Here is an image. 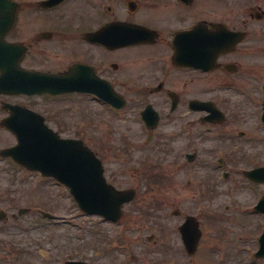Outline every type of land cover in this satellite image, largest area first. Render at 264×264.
<instances>
[{"label":"rangeland","instance_id":"rangeland-1","mask_svg":"<svg viewBox=\"0 0 264 264\" xmlns=\"http://www.w3.org/2000/svg\"><path fill=\"white\" fill-rule=\"evenodd\" d=\"M261 41L262 47L264 36ZM247 57L257 61L254 68L250 63L249 70L262 86L264 50ZM213 94L217 107L226 112V120L209 133L210 127L198 120L191 145L183 136L170 145L166 140L161 145H145V132L137 118L139 108L134 98L126 117L108 114L109 118L98 129L94 120L102 113H97L94 104L87 102L80 110L78 103L57 104L54 100L53 110H66L69 131L61 135L82 139L102 160L108 182L117 189L134 190L135 200L123 207L121 224L112 225L98 217L85 216L69 192L58 189L54 181L46 180L42 186L39 176L34 178V174L0 160V209L3 208L9 220L19 208L31 210L18 221L21 227L11 220L5 226L7 230L0 231V255L7 253L8 245H13L16 256H20L9 260L14 264H65L71 255L86 264H199L194 257L196 253L199 259L208 256L207 209L211 207L217 212L227 207L220 224L226 238L219 242L222 250L217 252L218 256H252L256 250L255 239L252 240L256 225L251 204L264 191V186L240 176L245 170L264 165V125H258L262 96L259 102L251 99L247 103L246 91L233 94L222 89ZM80 117L86 120L83 131L77 127L82 123ZM239 132L244 133L242 138H237ZM10 144H13L11 135L0 131V149ZM187 153L196 155L192 163L186 161ZM220 154L225 158L228 179L223 178L217 166L216 158ZM159 172H163L161 185H157L154 179H158L153 176ZM208 190L213 191L209 199ZM156 202L162 207H156ZM243 206L248 207L241 210L243 217H239L238 210ZM36 209L49 212L55 221L42 219ZM174 210L180 215L173 216ZM186 215L198 219L202 232L191 261L178 232ZM118 236L123 240L121 244L116 241ZM213 237L216 243L217 238ZM38 251L44 254L43 258Z\"/></svg>","mask_w":264,"mask_h":264},{"label":"flooded vegetation","instance_id":"flooded-vegetation-1","mask_svg":"<svg viewBox=\"0 0 264 264\" xmlns=\"http://www.w3.org/2000/svg\"><path fill=\"white\" fill-rule=\"evenodd\" d=\"M12 1L16 3L14 25L4 39L16 48L0 54L2 64L77 78L95 93L66 97L77 98L80 110L87 102L96 105L103 115L94 120L97 129L110 112L126 117L135 99L147 145H161L164 140L170 145L181 136L190 144L197 115L199 120L205 116L204 111L193 109L192 101L214 102L213 92L224 86L246 85L257 98L264 94V84L260 86L249 70L250 63L254 68L257 61L247 57L264 50V44L260 46L264 0H63L56 5L48 4L49 0ZM134 34L142 36L141 43H129ZM215 39L227 42L230 50L216 55L212 69L197 68L198 59L204 68L212 64L209 42ZM104 96L121 99L124 107L112 108ZM54 98L2 94L0 120L8 116L4 104H10L38 113L57 133L67 132L66 110H53ZM85 121L80 117V122ZM21 122L30 131L40 128L36 116L26 114ZM212 192L207 191L208 199ZM253 219L259 236L263 218L256 214ZM222 220L220 212L207 210L208 256L199 259L201 264H264L255 256L250 263L245 256H213L214 248L218 250L226 238Z\"/></svg>","mask_w":264,"mask_h":264},{"label":"water","instance_id":"water-1","mask_svg":"<svg viewBox=\"0 0 264 264\" xmlns=\"http://www.w3.org/2000/svg\"><path fill=\"white\" fill-rule=\"evenodd\" d=\"M14 19V4L7 0H0V42L4 34L10 29ZM1 69V68H0ZM31 78V74H25ZM16 92L27 88H36L45 84L29 83L27 86L17 83ZM76 83L53 82L47 85L48 89L67 90L76 88ZM12 111V116H13ZM7 126L16 134L18 145L2 152V155L11 156L15 161L30 170H38L43 175L52 176L69 187L70 193L78 203L79 208L87 214H100L108 219L119 217L120 206L132 199V192H117L105 183L102 177V168L94 154L85 148L81 141L60 140L54 133L23 132L9 120ZM264 170V169H263ZM248 172L251 179H261L257 172ZM261 206L264 207V197ZM264 212V208L262 209ZM188 226L193 228V236L198 237L197 226L192 221H187L181 228L184 243L189 252H193L195 242L186 239ZM256 256H264V233L261 237L260 251ZM79 264V263H73Z\"/></svg>","mask_w":264,"mask_h":264}]
</instances>
